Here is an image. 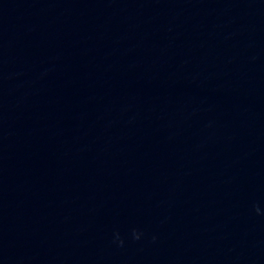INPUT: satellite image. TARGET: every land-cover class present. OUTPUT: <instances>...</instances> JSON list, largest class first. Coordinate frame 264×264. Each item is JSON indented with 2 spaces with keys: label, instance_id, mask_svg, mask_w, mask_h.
Segmentation results:
<instances>
[{
  "label": "water",
  "instance_id": "water-1",
  "mask_svg": "<svg viewBox=\"0 0 264 264\" xmlns=\"http://www.w3.org/2000/svg\"><path fill=\"white\" fill-rule=\"evenodd\" d=\"M0 264H264V166L186 0H0Z\"/></svg>",
  "mask_w": 264,
  "mask_h": 264
}]
</instances>
